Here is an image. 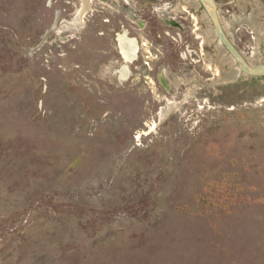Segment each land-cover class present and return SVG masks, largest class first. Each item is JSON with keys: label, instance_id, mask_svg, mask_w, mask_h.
<instances>
[{"label": "rangeland", "instance_id": "obj_1", "mask_svg": "<svg viewBox=\"0 0 264 264\" xmlns=\"http://www.w3.org/2000/svg\"><path fill=\"white\" fill-rule=\"evenodd\" d=\"M82 5L0 0V264H264V77L223 82L204 3Z\"/></svg>", "mask_w": 264, "mask_h": 264}, {"label": "bare ground", "instance_id": "obj_2", "mask_svg": "<svg viewBox=\"0 0 264 264\" xmlns=\"http://www.w3.org/2000/svg\"><path fill=\"white\" fill-rule=\"evenodd\" d=\"M202 1L205 3L207 8L210 7L209 6V2L207 0H202ZM88 2H90V0H83L82 9H84V8L86 9ZM189 2H190L192 7L197 8L199 6V2L200 1L199 0H193V1L189 0ZM243 2L244 3L242 4V6H240L242 14L246 12V3H247L245 1H243ZM256 2L259 3L260 0H256ZM262 5L259 6V4H257L258 7H256L253 10V12L250 15L246 16V17L243 16V15L242 16L236 15L233 18H231L230 21L221 20L224 28L226 29L228 35H230V36L232 35V31H233V29H235L237 24H247L254 31V33L256 34V37H255V41H256L255 42V44H256L255 46H256V48L253 49L252 54L248 56V60L252 64H257V63L262 61V55L260 53V45H261V42L264 39V19H262V18H264V2H263ZM82 14L83 13L80 12L78 14V16L76 18H74V20L72 21V24H69V25L74 26L75 24L80 23V19H81V15ZM209 18H210L211 23H212V19H211L210 15H209V17L206 16L205 20L209 21ZM213 28H214V26H213ZM202 32H201V34L203 35L204 41H206V42L208 40L211 41L215 36H217V38L219 39L218 33L215 30V28L211 29V30L209 29L208 31L206 30V32H203V33ZM220 43L222 44L221 40H220ZM219 47H221L222 50H223V51H221L220 54L218 53L219 54V63L222 64L223 66L225 64H228L229 67H230V69L227 70V71L224 70L223 67H222L223 72L221 73V75H222L223 82H225V83L226 82H232V81H235L237 79H240L241 77L242 78L243 77H249L246 73L242 72V70L240 69L238 64H236V60L234 59L233 55L227 50V48L223 44H222V46L221 45L218 46V48ZM221 48H219V49H221ZM225 50L227 51V54H230L231 57H227L226 58V56L223 54V52L226 53ZM171 109H172V106L170 105L168 107V109L162 110V112L160 113V119L163 120L170 113Z\"/></svg>", "mask_w": 264, "mask_h": 264}, {"label": "water", "instance_id": "obj_3", "mask_svg": "<svg viewBox=\"0 0 264 264\" xmlns=\"http://www.w3.org/2000/svg\"><path fill=\"white\" fill-rule=\"evenodd\" d=\"M204 3L202 0H199ZM209 2V15L212 19L213 26L218 33L219 39L227 50L233 55L236 60V64L240 67L243 73H246L249 77H264V61H261L255 65H252L248 60V57L237 49L233 41L230 39L226 29L224 28L218 7L215 0H207ZM205 4V3H204ZM247 78V77H243Z\"/></svg>", "mask_w": 264, "mask_h": 264}, {"label": "flooded vegetation", "instance_id": "obj_4", "mask_svg": "<svg viewBox=\"0 0 264 264\" xmlns=\"http://www.w3.org/2000/svg\"><path fill=\"white\" fill-rule=\"evenodd\" d=\"M140 50V49H139Z\"/></svg>", "mask_w": 264, "mask_h": 264}]
</instances>
